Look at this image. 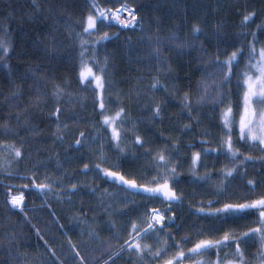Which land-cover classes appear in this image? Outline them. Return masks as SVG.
<instances>
[{
	"label": "trees",
	"instance_id": "1",
	"mask_svg": "<svg viewBox=\"0 0 264 264\" xmlns=\"http://www.w3.org/2000/svg\"><path fill=\"white\" fill-rule=\"evenodd\" d=\"M103 2V0H102ZM139 12L144 21L143 30L129 29L121 31L118 27L105 29L109 34L119 32V37L97 46V56L103 61L107 57L105 80V100H111L113 106L119 98L127 110L131 121L138 122L135 131L147 142V148L153 152L164 147V141L169 138L179 140V155L176 156L179 175L178 183L174 185L179 193H183L182 202L173 204L175 214L174 225L167 231L180 241L187 237L195 241L201 230L207 232L209 221L197 216V207L209 200L218 201L225 198L251 197L255 198L264 193V152L250 145H241L245 155H251L253 160L243 167L246 169L227 184L224 196L216 194L219 183V169L226 160L217 159L215 154L204 160L206 167H200L199 173L206 171L214 177L207 183L194 182L189 173L190 151L199 150L201 134H206L215 143L221 133L217 121L218 112L213 111L214 105H196L201 91V81L211 84L215 79L214 57L217 52L232 51L241 44L247 51V42L251 40V32L257 31V25L264 23V0H128ZM0 0V35L5 31L7 39L12 44V50L7 60L8 67L0 64V122L8 120L15 133L3 134L0 128V143H15L22 149V157L15 160L11 154L0 152V167H7L14 173L8 176L0 172V181L9 185H20V176H31L34 173L38 180L45 177L59 181V188L46 198L36 194L35 190L25 191V205L28 219L18 210H10L5 203L4 189L0 186V239L5 234L15 233V241L9 248L5 240L0 245V264H46L49 259L47 248L37 236L33 225L40 234L55 249L57 255L64 258L68 251V241L61 233L56 218L64 225L73 243L83 249L86 258L93 264H102L109 252L102 249L111 245V251H116L123 239L129 219L138 218L144 211L145 205L152 206L153 202L133 195L115 185L105 184L92 175L83 176L82 162H89L90 168L96 162V137L101 131L98 113L95 107L96 93L91 87L78 83L79 41L76 33L80 31V21L87 11L89 0ZM255 12L253 21L247 27L242 26L241 19L248 12ZM198 23L203 29L195 47L177 49L169 42L173 34L182 41H191V26ZM219 26V28L217 27ZM257 48L264 43V33L257 32ZM161 45L162 56L172 66L173 72L165 73L159 69L165 65L158 64L154 59L153 48ZM243 68V63L241 64ZM238 71L234 69V72ZM153 77H159L161 83L169 86V95L163 91L155 93L150 89ZM66 86L71 96L65 95L60 102L62 109L60 122L67 123L63 139H57L55 117L51 116L55 100L51 96L53 84ZM237 80L233 76L231 84L223 89L224 94L232 102L234 111L239 104L236 87ZM139 89V92L137 91ZM18 91L20 98L12 97V92ZM184 92L191 95L194 110L190 120L186 112H182L180 97ZM40 99H37V98ZM151 101H163V121L150 119ZM19 114V119H17ZM10 117V118H9ZM184 123H191L192 130L187 135L182 134ZM84 131L89 136L88 144L79 151L74 145L78 132ZM186 131V130H184ZM163 133V135H161ZM127 140L126 155L113 158V151L106 152L108 159L102 165L111 167L117 162L122 172L138 178V183L151 179L152 162L144 148H135L131 143V131L125 133ZM108 133L103 132L97 139H106ZM195 147L189 150L188 145ZM105 148L108 145L105 144ZM133 149H135L133 151ZM59 162V167L57 166ZM257 182L255 192L249 190L246 180ZM71 183H77V194H71ZM88 185L97 188L102 193L105 188L112 195L103 201L97 196L90 195ZM69 196L71 197L69 199ZM132 203L125 206L123 201ZM108 204L112 205L105 211ZM155 206L165 207L158 201ZM83 209V213L80 210ZM123 212L128 215L124 216ZM80 213L88 224H75L71 219ZM86 213V215L84 214ZM54 214V215H53ZM114 222L115 227H111ZM91 227L99 233L98 241H89L80 230L87 231ZM247 222L229 227L237 231L245 229ZM119 232L118 240L115 233ZM163 235V234H162ZM82 241H88L87 244ZM154 244V238L145 241ZM171 244V240H169ZM189 243L186 247H190ZM245 246L250 258L256 252L259 242L252 241ZM223 253H221V256ZM216 257L215 250L207 253L203 259ZM116 264H139L134 255L123 253L117 258Z\"/></svg>",
	"mask_w": 264,
	"mask_h": 264
},
{
	"label": "snow or ice",
	"instance_id": "2",
	"mask_svg": "<svg viewBox=\"0 0 264 264\" xmlns=\"http://www.w3.org/2000/svg\"><path fill=\"white\" fill-rule=\"evenodd\" d=\"M33 5L38 8L35 0H33ZM255 15L254 11L243 15L242 26L247 27ZM79 23L81 29L76 33V38L79 41L78 83L91 87L92 91L96 93L97 122L101 128L96 137H91L96 142V162L92 164L91 168L89 162H82L81 175H92L105 184L115 185L126 192L141 195L143 199L153 202L152 206L145 205L143 213L138 218L129 219L126 238L123 239L116 251H111L110 244L108 248L102 249L101 255L104 251L109 252L102 264H116L117 258L123 253L134 255L139 264H209V261L204 260L203 257L213 250L216 253V260L212 264H264V193L255 198L245 196L218 201L209 200L207 205L201 203L195 214L208 220L210 224L207 232L200 231L199 236L203 238L189 241L187 237H184L177 241L170 231H167L175 223L172 206L173 204H180L183 198V193L177 192L174 187L178 183L177 177L180 174L178 164L175 162L176 156L173 155V153L179 155V140L169 138L164 141V147L155 152L147 148L146 140L135 131L138 122L130 120L126 108L119 103V98L115 102V106L111 100L106 102L107 57L101 61L97 56V46L119 37V32L110 35L109 31L105 29L115 26L121 31L143 30L144 21L140 18L135 6L130 4L128 0H103V2L102 0H89L88 11ZM217 27L219 28V26ZM257 32L264 33V23L257 25V31L250 33L251 40L247 42L246 52L243 44L230 52L225 51L222 54L223 59H221V53L217 52L213 60L215 79L212 80L211 84L206 80L201 81V91L196 100L198 106L214 105L213 111L218 112L217 121L221 133L215 143L211 142V138L207 137L206 134H201L199 150L190 151L189 173L194 178V182L203 181L207 183L214 177L207 171L201 175L199 168L206 167L204 160L212 154H215L217 159L223 157L227 163L219 169V183L216 186L218 196H224L227 191V184L234 178V175L245 171L243 166L253 160L251 155H245L241 151V145H250L264 152V43L257 48ZM202 34L201 26L198 23H193L191 41H182L173 34L169 37V42L177 49L195 47ZM6 35V31L4 35H0V64H3L4 67H8L7 60L12 50V44L5 39ZM153 54L158 64L165 65L159 69L161 72L171 73L174 71L167 60L163 58L160 44L153 48ZM242 63L243 68H241ZM234 69L238 71L234 72ZM233 76L236 77V87L239 89V104L235 111L232 102L223 91L225 87L231 84ZM152 80L150 89L153 93L163 91L172 95L178 91L174 89L170 92L169 86L161 83L159 77H153ZM137 91L139 92V89ZM66 94L71 96V93L67 92L66 86L59 83L53 84L51 96L55 100V106L50 115L55 117L56 132L54 135L60 140L63 139V132L68 127L67 123L61 124L60 122L62 112L60 102ZM12 97L19 99L20 93L13 91ZM179 106L182 112L187 113L190 120H197V126H199L197 117L192 116L194 105L188 92H184L180 97ZM150 112L152 121H163L165 115L163 101H151ZM17 119H19V114H17ZM0 128L3 129L5 135L15 133V129L9 126L8 120L0 122ZM191 130V123L183 124L182 134L187 135ZM128 131L132 133L131 143L135 148L146 149L148 158L152 162L153 172L150 180L138 183L137 177L121 171L118 162L111 167L102 166L108 159L106 152L109 150L113 151V158L117 160L126 155L128 150L125 147L127 140L125 133ZM103 132L108 133L107 138L97 139V137L102 136ZM88 140V134L79 131L73 146L79 151L87 145L91 151L92 145L88 144ZM105 144L108 145V148H105ZM194 147L192 144L188 145L189 150ZM0 152L11 154L15 160L22 157V149L17 147L15 143H0ZM6 163L7 167H0V172H6L8 176H13L14 173L9 170L11 162ZM57 166L59 167V162H57ZM19 178L26 182L20 185H9L0 181V186L4 189L5 203L10 206V210H18L26 220L28 219V212L25 205V191L35 190L36 194L45 197L46 204V198L49 194L58 188L63 190L59 181H53L49 177L38 180L35 173ZM246 184L252 192H255L258 187L257 182L253 179H247ZM88 187L90 188L89 194L97 196L101 201L112 195L107 188L100 193L97 188L91 185ZM77 188V183H71V194H77ZM157 201L165 207L155 206ZM130 203L132 202L128 200L123 201L125 206ZM111 208L112 205L108 204L104 209L109 212V216L112 214L109 211ZM80 212L83 213V209ZM84 214L86 215V213ZM123 215L127 216L128 213L123 212ZM71 219L77 225L88 224V221L82 219L80 213ZM242 222H247L245 229L237 231L229 227L230 225H240ZM56 223L68 241V251L64 254L63 259L57 255L52 245L40 234V230L36 229L35 225L32 226L47 248L49 259L46 264H93L92 260L83 254V249L72 242L71 237L64 230V225L59 222V218H56ZM111 227H115L114 222H111ZM80 232L81 236L86 234L89 241L99 240V233L91 225L87 231L82 228ZM115 235L118 240L121 239L119 232H116ZM15 238L14 232L10 235L5 234L4 238L0 239V245H3L6 240L9 248H11ZM149 238H154V244L145 242ZM169 240H171V244H169ZM252 241H258L259 246L253 253L252 261L249 262L242 246L248 245ZM82 243L87 244L88 241H82ZM189 243L191 246L186 247ZM221 253H223V257H221Z\"/></svg>",
	"mask_w": 264,
	"mask_h": 264
},
{
	"label": "rangeland",
	"instance_id": "3",
	"mask_svg": "<svg viewBox=\"0 0 264 264\" xmlns=\"http://www.w3.org/2000/svg\"><path fill=\"white\" fill-rule=\"evenodd\" d=\"M242 247H243L244 250H245V253H246V256L248 257L249 262H251V261H252V258H250V256H249L247 250L245 249V246H242ZM221 257H223V255H222ZM204 260H207V261H209V264H212V262H214V261L216 260V257H215L214 259L206 258V259H204Z\"/></svg>",
	"mask_w": 264,
	"mask_h": 264
}]
</instances>
